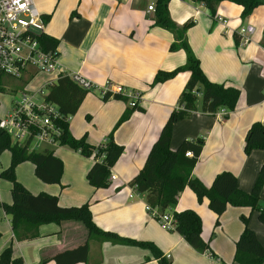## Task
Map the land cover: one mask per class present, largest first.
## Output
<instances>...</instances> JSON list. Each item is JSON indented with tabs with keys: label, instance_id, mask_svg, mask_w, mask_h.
<instances>
[{
	"label": "crops",
	"instance_id": "1",
	"mask_svg": "<svg viewBox=\"0 0 264 264\" xmlns=\"http://www.w3.org/2000/svg\"><path fill=\"white\" fill-rule=\"evenodd\" d=\"M38 2L47 21L45 36L58 41L59 63L67 72L80 74L98 87L88 92L77 114L70 118V134L75 139L86 136L92 146L104 143L109 137L130 106L129 101L110 96L105 99L100 89L107 83L114 89L122 87L138 94L137 109L140 110L136 109L130 120L114 132V140L124 147V152L111 169V175L117 179L108 188L95 190L88 184L87 174L95 163L92 158L84 161L79 152L62 146L51 149L54 154L68 149L61 151L60 156L55 154L64 161L62 181L65 178L67 183L21 184L34 196L57 197L61 208L90 203L93 220L101 230L151 243L171 264H236V242L245 228L242 217L249 218L248 226L264 248V224L260 221V214L264 213V186L260 212L229 206L220 216L218 226H215L217 216L209 209L208 200L199 202L192 190L183 191L174 210H193L200 216L202 238L210 245V250L204 254L194 250L178 233L164 228L147 210L145 195L130 198L129 184L143 168L171 112L180 108V97L190 78L189 73H181L152 86L158 72H172L187 61L184 50H170L176 42L175 35L155 25V12H150L148 7L155 6L156 0ZM168 9L178 28L188 21L194 23L186 32V41L209 81L229 84L241 91L234 112L221 109L209 115L196 111L190 118L175 124L170 148L177 150L185 141L204 139L192 177L210 188L218 174L230 172L237 178L240 190L250 193L264 169V150L253 151L249 156L244 152L250 127L256 122L264 125V6L244 20L242 8L230 2L217 4L215 18L197 2L171 0ZM220 18L227 22L225 26L218 21ZM249 26L254 28L249 43L237 45L234 35L240 39L239 31ZM48 78L44 75L37 88ZM68 155L73 157L68 159L70 163L76 164L75 158L81 162L78 178L66 177ZM11 190V183H0L1 203L12 204ZM32 233L37 236L16 240L10 217L0 209V254L13 245L14 256L21 257L23 264H39L45 259H50L48 264H56L52 260L56 255L86 243L89 255L87 263L82 264H158L150 250L89 238L80 222L42 225Z\"/></svg>",
	"mask_w": 264,
	"mask_h": 264
},
{
	"label": "trees",
	"instance_id": "2",
	"mask_svg": "<svg viewBox=\"0 0 264 264\" xmlns=\"http://www.w3.org/2000/svg\"><path fill=\"white\" fill-rule=\"evenodd\" d=\"M171 0H156L155 25L172 32L176 42L171 45V52L184 50L187 56L186 64L172 72L160 71L156 75L152 86L163 84L174 79L181 73H189L190 78L183 91L179 109L171 112L166 124L162 128L159 138L153 145L146 162L139 174L129 185L136 187L140 195L146 196L147 205L158 209L164 214L174 210L180 195L186 188L194 192L199 202L208 200L209 209L217 216L215 226L219 225L220 216L229 206L249 208L252 212L261 211L260 199L264 186V169L250 193L240 190L237 178L230 172H222L216 176L210 188H206L199 180L192 177V172L198 163L204 147V139L183 142L177 150L170 148L174 125L191 117L193 112L213 115L219 110L234 112L241 97V91L229 84H215L209 81L201 69L199 60L194 56L186 41V32L194 23L188 21L182 28L171 20L169 2ZM203 4L211 16H216V6L221 2H230L242 8L241 18H249L264 0H181ZM264 33V30H263ZM237 45L240 44L238 35H234ZM43 48L46 51L56 50L58 41L51 37H41ZM88 91L81 89L69 78H60L48 91L46 100L55 105L63 116L60 126L62 135L59 145L79 152L85 158H92L95 163L87 174L88 184L95 190L106 189L110 186L111 169L115 166L124 152V147L114 140V132L118 126L129 120L131 114L138 108L129 107L119 120L114 132L107 140L92 146L87 143L86 136L75 139L69 131L66 118L77 114ZM109 96H106L107 99ZM114 98L128 102L127 99L115 95ZM200 104V106H199ZM199 106V108H198ZM140 110V109H137ZM264 150V125L254 123L248 130L245 138V155L253 151ZM4 151L11 154L10 166L0 169V178L12 184V204L0 203L4 213L10 217L12 232L16 240L35 238L32 233L42 225L75 221L82 223L88 231L89 238L113 245H126L150 250L158 264H171L155 245L138 242L121 237L115 233L101 230L94 222L90 203L77 208H61L58 198L40 194L32 195L23 186L15 175L19 164L29 162L35 167L36 177L45 184H60L63 177L64 165L61 159L55 156L52 149L40 152L29 151L27 146L13 144L10 138L0 133V156ZM192 152L193 157H186ZM175 222L174 232L181 235L185 241L197 252L204 254L210 250L209 242L202 238V220L193 210L173 212ZM260 221L264 223V213L260 214ZM245 226L243 233L236 242L234 262L236 264H264V248L256 234L249 228V219L242 217ZM89 245L86 243L72 251L56 255L52 260L56 264L87 263ZM45 259L39 264H48ZM0 264H23L21 257L14 256L13 245L8 246L0 254Z\"/></svg>",
	"mask_w": 264,
	"mask_h": 264
},
{
	"label": "built area",
	"instance_id": "3",
	"mask_svg": "<svg viewBox=\"0 0 264 264\" xmlns=\"http://www.w3.org/2000/svg\"><path fill=\"white\" fill-rule=\"evenodd\" d=\"M148 10L154 12V6L148 7ZM218 21L223 26L227 23L222 18ZM46 25L47 21L35 0H0V94L4 87H9L10 79L22 80V83L30 79L33 81L39 75L49 77L34 91L26 89L16 94L6 109L0 103V110L3 109L0 133L10 138L13 144L27 146L29 151L34 152L60 146L63 116L55 105L46 100L50 88L64 77L88 92L98 88L80 74L67 72L59 63L57 50L46 51L43 48L41 37L45 36ZM253 32L252 26L242 28L239 31L240 43L248 44L249 35ZM100 92L103 97L118 95L125 98L133 108L139 103L138 94L127 92L122 87L114 89L110 83L104 85ZM70 118H66L68 123ZM186 157L192 158L193 153H186ZM116 179L115 175H110L109 181L112 183ZM138 195L137 188L131 186L130 198ZM146 208L164 228L174 231V210L162 214L148 205Z\"/></svg>",
	"mask_w": 264,
	"mask_h": 264
},
{
	"label": "rangeland",
	"instance_id": "4",
	"mask_svg": "<svg viewBox=\"0 0 264 264\" xmlns=\"http://www.w3.org/2000/svg\"><path fill=\"white\" fill-rule=\"evenodd\" d=\"M35 2H36V5H37V8H38V5H39L38 0H35ZM38 10H39V8H38ZM43 78H44V75H39L33 81H31V79H30V80H28L26 82H22V83H21L22 80L10 79L9 83H11V84L9 85L8 88L4 87L3 90H2V93L0 94V103L3 106V109H6L8 106H10L11 105V101L16 98L15 95L19 94L22 90H26L27 89L28 91H34L35 89H37V85L42 81ZM45 94H46V90H45ZM3 109L0 110V116H3ZM121 117H122V115L120 116V118L116 122L115 126L113 127V129L111 130L109 135L114 132V130H115L119 120L121 119ZM130 118H129V120H130ZM124 124H125V122L122 123L120 126H118L116 128V130H118ZM116 130H115V132H116ZM67 150L66 149L58 150V151H56L55 154H56V156L57 155L60 156V152L61 151H67ZM70 150L68 152H70ZM77 156H80V155L77 154ZM80 157H81V159H84V161H86L85 159H87V158L82 157V156H80ZM72 158L73 157L68 155V157H66V159H65V161H66L65 165H66V177H67V179H69L70 176H74L75 178H78L80 173H81V170H82L81 166H79L81 164L79 159L75 158V163L76 164H74L73 162H71V163L69 162L68 159H72ZM0 161L2 163V169L3 168L4 169L8 168L10 166V152L9 151H4L2 153V155L0 156ZM62 162H64V161H62ZM15 175H16V179L20 183H42L36 177L34 167L30 163L19 164L16 167ZM0 183H1V185L3 183H5L7 185H10V183L8 181L3 180L1 178H0ZM60 183H67L66 179L64 178L63 181L61 179ZM0 209H2V208L0 207ZM254 212H256V211H254ZM246 218H248V217H246ZM261 223H263V222H261ZM248 225H249V222H248Z\"/></svg>",
	"mask_w": 264,
	"mask_h": 264
}]
</instances>
